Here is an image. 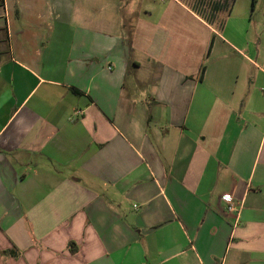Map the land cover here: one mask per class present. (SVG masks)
<instances>
[{
  "label": "crops",
  "instance_id": "0c3cea01",
  "mask_svg": "<svg viewBox=\"0 0 264 264\" xmlns=\"http://www.w3.org/2000/svg\"><path fill=\"white\" fill-rule=\"evenodd\" d=\"M247 2L0 0V264H264Z\"/></svg>",
  "mask_w": 264,
  "mask_h": 264
},
{
  "label": "rangeland",
  "instance_id": "374dc122",
  "mask_svg": "<svg viewBox=\"0 0 264 264\" xmlns=\"http://www.w3.org/2000/svg\"><path fill=\"white\" fill-rule=\"evenodd\" d=\"M248 1L249 2L246 3V7L244 8V12L248 14V16H250L253 21L260 22V25L254 26L252 25V22L248 26V21L246 20L245 24H247L246 28H248V37L250 39L259 38L262 40V42H264V10L260 8V5L264 0H255L256 2L259 1L258 8L254 7L255 4L253 3V0Z\"/></svg>",
  "mask_w": 264,
  "mask_h": 264
},
{
  "label": "built area",
  "instance_id": "2783aa9c",
  "mask_svg": "<svg viewBox=\"0 0 264 264\" xmlns=\"http://www.w3.org/2000/svg\"><path fill=\"white\" fill-rule=\"evenodd\" d=\"M83 113L82 110H77L76 114L81 115ZM222 200L227 204V211L228 212H237L239 213L241 210V207L238 209L233 201V197L231 195H224L222 197Z\"/></svg>",
  "mask_w": 264,
  "mask_h": 264
},
{
  "label": "trees",
  "instance_id": "16d2710c",
  "mask_svg": "<svg viewBox=\"0 0 264 264\" xmlns=\"http://www.w3.org/2000/svg\"><path fill=\"white\" fill-rule=\"evenodd\" d=\"M253 1H255V0H253Z\"/></svg>",
  "mask_w": 264,
  "mask_h": 264
}]
</instances>
